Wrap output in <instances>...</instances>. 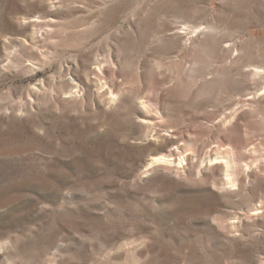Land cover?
<instances>
[{
    "label": "rangeland",
    "instance_id": "1",
    "mask_svg": "<svg viewBox=\"0 0 264 264\" xmlns=\"http://www.w3.org/2000/svg\"><path fill=\"white\" fill-rule=\"evenodd\" d=\"M0 264H264V0H0Z\"/></svg>",
    "mask_w": 264,
    "mask_h": 264
},
{
    "label": "bare ground",
    "instance_id": "2",
    "mask_svg": "<svg viewBox=\"0 0 264 264\" xmlns=\"http://www.w3.org/2000/svg\"><path fill=\"white\" fill-rule=\"evenodd\" d=\"M217 160V158L214 159H209L208 163L206 164V166H211L213 165V163ZM174 159L172 158V154L171 152L168 153L167 156H163V157H159V158H155L154 160H152V162L149 164V167H154L155 165H159V164H166V165H173ZM179 165L178 167H181L182 169H185V171L187 170H192V168H194L193 162L189 161L187 163L181 164L182 161H178ZM216 164V163H215ZM185 166H187L186 168H184ZM172 167V166H171ZM227 167V166H226ZM149 169V168H148ZM227 184H230V186L233 184L231 179H227ZM235 228V227H234Z\"/></svg>",
    "mask_w": 264,
    "mask_h": 264
}]
</instances>
